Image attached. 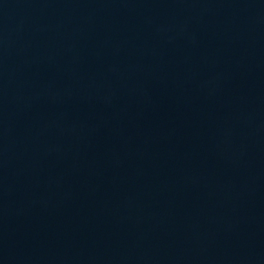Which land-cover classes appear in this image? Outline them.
Here are the masks:
<instances>
[{
  "label": "water",
  "instance_id": "95a60500",
  "mask_svg": "<svg viewBox=\"0 0 264 264\" xmlns=\"http://www.w3.org/2000/svg\"><path fill=\"white\" fill-rule=\"evenodd\" d=\"M0 264H264V0H0Z\"/></svg>",
  "mask_w": 264,
  "mask_h": 264
}]
</instances>
